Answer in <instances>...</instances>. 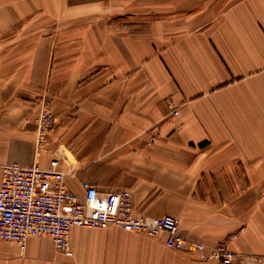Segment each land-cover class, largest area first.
<instances>
[{"label":"crops","instance_id":"obj_1","mask_svg":"<svg viewBox=\"0 0 264 264\" xmlns=\"http://www.w3.org/2000/svg\"><path fill=\"white\" fill-rule=\"evenodd\" d=\"M22 1L1 10H29ZM167 20L149 32L110 26L81 37L88 46L77 87L78 72L60 71L45 49L37 57V43L11 57L0 68L7 77L0 87V179L11 163L47 169L57 160L79 198L84 183L100 193L129 190L135 213L173 216L190 242L226 240L236 264H264V9L237 4ZM31 82L36 87H27ZM44 96L52 98L56 125L37 150ZM165 237L76 227L71 255H55L48 239L34 236L24 252L0 241V264H219L171 250Z\"/></svg>","mask_w":264,"mask_h":264},{"label":"built area","instance_id":"obj_2","mask_svg":"<svg viewBox=\"0 0 264 264\" xmlns=\"http://www.w3.org/2000/svg\"><path fill=\"white\" fill-rule=\"evenodd\" d=\"M172 114L178 115L176 107ZM52 101L42 97L37 118L36 147L46 142L55 127ZM158 135L152 131L150 142ZM57 160L43 169L34 163L24 167L11 163L1 167L0 179V241L17 243L26 248L31 237L45 235L54 247L71 255L70 234L76 227L105 229L117 226L128 232L156 236L165 233V245L176 251H196L203 259L219 264H236L238 254L226 240L213 246L190 242L179 230L178 220L170 215L149 218L135 213L129 190L100 193L97 187L83 184L84 195L79 198L69 188L63 172L56 169ZM234 238V236L232 237Z\"/></svg>","mask_w":264,"mask_h":264},{"label":"rangeland","instance_id":"obj_3","mask_svg":"<svg viewBox=\"0 0 264 264\" xmlns=\"http://www.w3.org/2000/svg\"><path fill=\"white\" fill-rule=\"evenodd\" d=\"M17 1L0 0V15L4 16L5 23H8L7 26L0 24V68L9 66L11 57L29 53V49L33 48V44L30 43L32 41L37 43L34 47L39 48L37 57L42 55L41 52L45 49L52 53L55 67L60 71L78 72L79 76L74 77V87L81 84V48L88 46L81 45V37L97 34V31L99 33L109 31L110 26L112 28L127 26L134 34L149 32L165 21L170 22L167 20L170 16L192 10L201 12L206 10L208 14L213 15L218 10H225L237 4H249L255 9L261 6L264 9V0H21V4L29 10L24 12L1 10L4 4L14 6L16 3L20 4ZM108 46L107 41L101 44L103 55L106 54L104 52L108 50ZM6 78L0 75V87H5ZM49 78L55 80L57 75L53 74ZM27 87L36 85L31 82ZM44 87L60 86L48 84ZM261 190L264 196V188ZM130 233L149 239L159 235ZM38 236L50 241L55 255L67 256L54 247L49 237ZM25 249L21 251L24 252Z\"/></svg>","mask_w":264,"mask_h":264}]
</instances>
